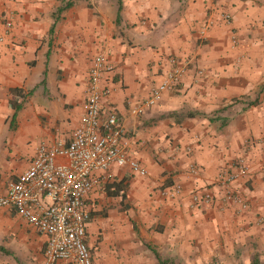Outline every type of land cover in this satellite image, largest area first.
<instances>
[{"label": "crops", "instance_id": "0c3cea01", "mask_svg": "<svg viewBox=\"0 0 264 264\" xmlns=\"http://www.w3.org/2000/svg\"><path fill=\"white\" fill-rule=\"evenodd\" d=\"M0 37V193L41 142H69L104 51L113 70L102 114L117 113L149 174L117 164L93 172L85 239L94 263L264 264V0H0ZM172 55L189 62L180 85L133 113ZM12 99L23 102L15 118ZM239 157L248 170L234 186L249 207H191L193 191ZM174 184L179 197L161 193ZM47 240L14 207L0 208V264H42Z\"/></svg>", "mask_w": 264, "mask_h": 264}, {"label": "built area", "instance_id": "2783aa9c", "mask_svg": "<svg viewBox=\"0 0 264 264\" xmlns=\"http://www.w3.org/2000/svg\"><path fill=\"white\" fill-rule=\"evenodd\" d=\"M223 19L232 26L230 13L223 12ZM212 18L203 23L202 33L211 28ZM11 23H8V29ZM232 42H238L235 28ZM3 37H0V41ZM171 66L162 80L152 89L148 98L132 109L140 113L157 104L164 93L174 91L188 71L189 62L178 56H169ZM113 70L108 54L99 52L92 60L86 90L85 112L79 126L73 131L69 142L62 140L41 142L27 170L17 180L8 184L0 193V208L14 207L33 227L48 237L42 264H95L86 242V224L90 212L86 198L93 189L92 174L103 171L111 165L128 166L140 176L149 174L148 168L131 155V139L127 136L124 123L112 111L102 114L103 100L112 89L104 84L107 73ZM264 137L257 140L263 142ZM248 161L239 157L229 168L221 170L213 184L204 185L193 191L191 207L217 205L220 209L235 206L246 210L248 201L239 193L234 184L247 174ZM188 173H201L196 164L189 166ZM216 191L218 193H216ZM183 192L181 184L165 187L161 193L169 198H177Z\"/></svg>", "mask_w": 264, "mask_h": 264}, {"label": "trees", "instance_id": "16d2710c", "mask_svg": "<svg viewBox=\"0 0 264 264\" xmlns=\"http://www.w3.org/2000/svg\"><path fill=\"white\" fill-rule=\"evenodd\" d=\"M71 4H72V2L70 1V2L67 3V6H69ZM52 31H53V29H52ZM14 92L15 93H20V90L19 89H15ZM19 96H21V95H19ZM10 104H11L12 108L14 109V116L13 117L15 118L16 115H17L18 110H20L22 108L23 102L19 101L18 99H12L10 101Z\"/></svg>", "mask_w": 264, "mask_h": 264}]
</instances>
